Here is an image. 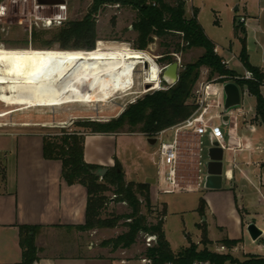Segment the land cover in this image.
<instances>
[{
    "label": "rangeland",
    "instance_id": "374dc122",
    "mask_svg": "<svg viewBox=\"0 0 264 264\" xmlns=\"http://www.w3.org/2000/svg\"><path fill=\"white\" fill-rule=\"evenodd\" d=\"M64 1V5L43 6L36 9V4L33 0H0V5L6 8L5 16L0 19L1 49L4 52H26L36 54H85L96 50L138 51L149 57L151 56L150 58L160 66L163 64L159 62V59L164 56L167 50L163 45L165 43L169 44V51L171 52L174 49V45L179 41L174 37H169L167 41L153 38L145 50H136L133 47L136 33L133 32L131 26L135 22L137 16L134 9L130 7H119L115 4L99 5V1L97 0ZM165 1L168 3L174 2V0ZM193 6L197 10L196 19L204 34L214 45L217 55L221 60L228 61L227 67L229 70L239 75L243 74V68L238 60L242 47L240 41L236 39L234 35V26H242L244 28L245 49L249 63L256 67L264 66V51L261 48V42H264V34L260 32L264 29V15L260 17L259 29L252 22H248L247 25L243 18L244 23H242L240 17L241 12L238 14L231 9H227L223 0H194ZM193 11L189 5L186 4L185 18H191ZM53 16H65V22H80L83 21L86 16H90L91 19H94L98 40L95 43L94 50H61L59 48L60 45L53 41V34L56 33L60 26L43 28L42 24L35 20L37 17ZM35 23L37 25H35ZM73 44L77 45L76 42H69V46ZM202 53V49L196 48L178 54V59H176L174 55H170L173 62L179 63L178 76L182 67L189 63H194ZM142 69L143 65H139L136 68L135 86L131 91L126 93V95H130H118L115 99L106 104H68L56 108L24 109V107L10 108L0 103V115H4L0 117V162L3 161L5 155L2 151L4 146L11 141L9 138H5L6 136H16L20 133L31 132L44 133L45 136L71 134L75 132L84 135L90 132L86 129L79 128L80 124L82 125L88 122H107L116 119L138 99L151 93V91H145L141 86L142 81L146 79L145 76H143ZM215 78H217L216 75L209 76V71L206 68L201 69L200 79H208L211 81ZM161 87L165 88V85L162 84ZM241 94L239 106L231 110L233 114H237L239 110H242L244 114L247 113V120H251L255 114L257 105L256 99L247 94ZM261 94L264 98L263 91H261ZM216 99V97L211 96L209 101H215ZM220 113V110H214L211 115L213 116ZM242 121L243 119L241 117L236 119V123L239 126L238 135L243 132ZM213 123L221 125L220 121L217 120H214ZM221 129L224 133L226 142L227 127L221 125ZM262 129L264 130L263 126ZM260 131L261 130L255 135L249 132L246 133L248 137L256 139L254 147L257 146L258 142L264 140L259 136ZM206 137L207 136L202 139V144L200 146V166L198 173L200 186L190 191L160 195L158 192V185H153L152 191L150 192V201L153 209L151 211L152 215L149 217L148 221L154 222L153 217L161 213L163 204H165L167 212L164 219L163 231L171 252L174 255L179 254L189 247L190 242L198 245V249L200 250L202 249L200 244L202 236L198 227L204 226V224L201 223L202 219L196 213V209L199 199L204 198L207 204V213L204 218L209 225L207 232L208 239L219 238V231L214 224L226 226V231L229 233L230 238L241 243L242 251L245 254L258 256L256 254H261L260 252L264 250V234L261 235L256 243H253L250 236L247 234V230H243V228L241 230L240 222H236V220L239 219L237 205L243 204L246 207L251 200L256 199L255 192L250 187L249 183L246 181L237 182L239 187L240 185L243 187L244 199L242 203H237L233 197L224 194L204 196L205 193H203L201 183L204 174V156L208 148ZM172 138L173 131H168L161 141L170 142ZM161 141H157L155 145H150L144 137L138 135H121L118 137L117 144L111 143L109 150L114 157L113 162L115 164H120L119 162H121L122 166H125V170L129 173L127 175L128 178H135V176L139 175L138 172L140 169L146 168L150 175L159 180L156 175L157 165L152 161L155 162L158 159L157 152ZM100 145L99 148L102 150L106 149L104 142H100ZM242 157L243 158L238 161L243 163L251 161V159L257 161L260 158L257 151L251 158L248 157L247 153ZM242 169L251 171L252 168L248 166L242 167ZM1 171L0 165V174ZM249 178L254 182L253 174H249ZM142 181L145 183V179ZM228 185L230 186V184ZM106 195L112 197L114 200L111 194ZM127 213H129V210L125 204H109L104 211L103 219H115L117 216ZM142 213L148 216L144 206H142ZM257 213L264 215V211L262 210H258ZM256 220L264 224L263 219L260 217ZM122 225L123 221H119L116 222L113 228H98L91 230L93 231V236L90 238V242H93L97 249L94 254L108 253L109 251L110 253H112V251H123V249L112 250L110 248V242L122 233H125L126 229ZM145 238L146 237L139 235L136 239V243L127 249L130 251L123 255L121 259L126 261H139V264H144V257L141 255L147 248ZM208 250L235 259L233 256L234 253L231 254L232 252H229L227 249L221 250L218 246L214 245L210 246Z\"/></svg>",
    "mask_w": 264,
    "mask_h": 264
},
{
    "label": "trees",
    "instance_id": "16d2710c",
    "mask_svg": "<svg viewBox=\"0 0 264 264\" xmlns=\"http://www.w3.org/2000/svg\"><path fill=\"white\" fill-rule=\"evenodd\" d=\"M99 5L113 4L104 0ZM119 7H130L137 13L135 22L131 25L136 33L133 47L143 51L153 38L167 41L174 37L179 41L170 52V45L165 43L166 53L159 62L171 64L170 55H178L192 49H202L203 53L194 62L182 67L177 83L166 90L153 91L130 105L116 119L107 122H88L80 124L79 128L88 130L89 134H143L153 138L158 132L176 127L188 119L196 110L193 104V91L200 79L202 68L209 71V76L216 75L222 80H230L238 74L221 64V58L215 54L214 45L204 34L196 19V12L192 17L185 18V3L183 0H174L168 3L165 0H120ZM234 35L241 43L238 60L242 68L252 74L251 80H234V84L241 90L256 99L255 118L264 126V98L261 94V83L264 80V71L249 63L245 49V31L242 26H234ZM53 41L57 42L61 50H94L97 40L95 20L86 16L80 22H64L56 33ZM76 42L69 46V42ZM85 135V134H84ZM78 132L43 137V157L45 160H56L62 164V179L68 185H81L87 193L85 223L75 227L80 232L98 228H113L116 222L123 221L125 233L110 242L112 250L129 249L136 243L139 235L155 237L154 243L145 249L141 256L149 264H264V258L247 256L244 261L231 259L208 250L211 242L207 239L204 226L201 231V246L189 243V247L174 255L167 243L163 231L166 208L149 222L153 206L150 201V186L144 183L126 182L118 163L107 169L100 178L96 172L101 167L86 164L83 158L84 136ZM106 194L114 196L108 197ZM125 204L129 213L119 215L115 219H103L104 211L109 204ZM142 206L148 216L142 213ZM206 203L201 198L196 212L204 215ZM37 228L33 226H19L21 261L18 264H33L37 258L35 235ZM239 241L224 239L221 246L230 250ZM107 244V243H103Z\"/></svg>",
    "mask_w": 264,
    "mask_h": 264
},
{
    "label": "crops",
    "instance_id": "0c3cea01",
    "mask_svg": "<svg viewBox=\"0 0 264 264\" xmlns=\"http://www.w3.org/2000/svg\"><path fill=\"white\" fill-rule=\"evenodd\" d=\"M223 1L227 9L238 14L241 12L240 17L246 24L252 22L260 29V17L264 15V0ZM193 4L194 0L189 7L197 15ZM260 32L264 34V29ZM261 46L264 51V42H261ZM258 68L264 71V66ZM239 91L241 100V93L246 90L239 89ZM238 112L243 113L242 110ZM246 115L247 113H243L237 117L243 119V132L240 135L237 134L239 126L236 122V127L231 129L227 127V139L223 147L217 145L210 135H206L208 148L204 156L201 186L204 196L224 194L233 197L237 203H242L243 187L241 185L239 187L237 182H248L255 192L256 199L251 200L246 207L243 204L237 205L239 219L236 222H240L241 230L242 228L247 230L248 225L253 224L263 235L264 224L256 219L260 217L264 221V215L257 213L258 210L264 211V140L254 147L256 139L248 137L246 133L255 135L261 130L259 136L264 139V130L263 125L255 118V114L251 120H247ZM223 124L226 126L227 120L224 119ZM121 135H138L146 138V141L150 139L143 134H85L83 145L85 163L105 169L114 167V157L109 147L111 143L117 144L118 137ZM44 136V133L31 132L5 137L11 141L4 146L2 151L5 155L0 162L2 169L0 174V264L20 263L22 250L19 242V226L24 225L37 228L35 246L38 259L33 264H139V261L121 259L130 251L127 249L121 252L107 253L105 251L106 253L94 254L97 249L95 244L90 242L93 231L80 232L75 229L85 223L87 193L83 186L68 185L62 179L60 161L44 159ZM203 138L205 136L192 141H199L202 144ZM99 141L104 142L105 150L101 149ZM256 151L260 156L257 161L252 159L246 163L238 161L245 153L251 158ZM195 161L194 159V165H196ZM152 162L157 165L156 175L158 176V159ZM119 163L126 182L144 183L142 181L144 179L152 180L154 183L149 185L150 192L153 185H158V180L150 175L146 168L140 169L139 175L135 178H128L129 173L125 170V166ZM181 163V169L193 168L189 154L186 152L183 154ZM248 166H251V171L242 169ZM249 174H253L254 182L249 178ZM163 206L166 208L165 204ZM206 211L207 204L203 216L196 213L201 217V223L208 232L209 225L204 218ZM214 226L219 231V238L208 239L207 237L211 242L208 248L214 245L222 247L219 242L224 239L234 240L230 238L226 226H219V224ZM261 235L252 242L256 243ZM228 251L232 252L231 254L234 253V258L241 262L247 256H251L242 251L241 243ZM260 253L256 254L257 257L264 258V250Z\"/></svg>",
    "mask_w": 264,
    "mask_h": 264
},
{
    "label": "bare ground",
    "instance_id": "6f19581e",
    "mask_svg": "<svg viewBox=\"0 0 264 264\" xmlns=\"http://www.w3.org/2000/svg\"><path fill=\"white\" fill-rule=\"evenodd\" d=\"M150 57L138 51L36 54L0 47V103L24 109L106 104L130 95L126 93L135 86L136 68L142 64L147 81L159 87L158 68Z\"/></svg>",
    "mask_w": 264,
    "mask_h": 264
},
{
    "label": "built area",
    "instance_id": "2783aa9c",
    "mask_svg": "<svg viewBox=\"0 0 264 264\" xmlns=\"http://www.w3.org/2000/svg\"><path fill=\"white\" fill-rule=\"evenodd\" d=\"M185 5H189L192 0H183ZM39 7L35 5V8ZM6 8L0 5V19L5 16ZM36 22H40L43 28L50 27H59L65 20V16H53V17H37L35 18ZM241 22L244 23V20L241 18ZM35 25H37L35 23ZM215 54H217L216 49H214ZM141 53V52H140ZM178 59L177 55H174ZM157 60V59H156ZM153 61V60H152ZM154 62V61H153ZM154 64L158 68V88L144 79L141 83L142 88L145 91H161L166 90L161 87L163 84L161 82V74L166 66L169 64H163L158 66L155 62ZM179 64V63H178ZM221 64L226 68L228 61L222 60ZM240 64V62H239ZM143 65V76H145V66ZM241 65V64H240ZM148 66V65H147ZM146 66V69L148 68ZM242 67V66H241ZM146 78V76H145ZM252 74L243 69V74L237 75L236 77L231 78L230 80H222V78L217 77L214 80L209 81L208 79H199L196 83L195 89L193 91V104L196 107L194 113L186 119L183 123L176 127H172L167 130L158 132L153 138L157 141L167 134L168 131H173V138L170 142L161 141L158 148V192L160 195H169L175 192L181 191H190L193 188H198L200 186L199 173V159H200V146L199 141H192L193 139H200L206 135H210L212 139L217 143V145L223 147L225 145L224 133L221 129L223 120L226 118L227 124L226 127L231 129V127H236V119L239 115L243 113L233 114L232 110L227 112L224 111V94L223 86L227 83H234V80H251ZM164 85V84H163ZM261 91L264 92V80L260 86ZM243 94H247V91H244ZM213 96L217 99L215 101H209V98ZM220 110V114L211 115L212 111ZM214 120L220 121L221 125H216L213 123ZM184 152L189 154L193 168L190 169H181V162H183ZM194 159L195 164L194 165ZM114 198V196H113ZM155 241V237H146V247H150ZM221 250L225 248L220 247ZM144 264H149V261L143 259ZM171 264V263H166Z\"/></svg>",
    "mask_w": 264,
    "mask_h": 264
},
{
    "label": "water",
    "instance_id": "95a60500",
    "mask_svg": "<svg viewBox=\"0 0 264 264\" xmlns=\"http://www.w3.org/2000/svg\"><path fill=\"white\" fill-rule=\"evenodd\" d=\"M37 6H60L64 5L63 0H33ZM107 3H113L119 6L120 0H104ZM178 70L179 64L173 62L166 66L161 74V82L167 87H173L178 81ZM224 94V111L227 112L231 109H235L240 104V91L238 87L232 83H227L223 86ZM226 120V118H225ZM150 145H155L157 140L155 138H150L147 141ZM107 172V169L102 168L96 172V174L102 178L103 175ZM154 181L147 180L144 184L152 185ZM247 233L249 234L251 240H256L260 235L261 231L258 230L253 224L248 225Z\"/></svg>",
    "mask_w": 264,
    "mask_h": 264
},
{
    "label": "flooded vegetation",
    "instance_id": "af4514ba",
    "mask_svg": "<svg viewBox=\"0 0 264 264\" xmlns=\"http://www.w3.org/2000/svg\"><path fill=\"white\" fill-rule=\"evenodd\" d=\"M64 1V0H63ZM65 2V1H64Z\"/></svg>",
    "mask_w": 264,
    "mask_h": 264
}]
</instances>
